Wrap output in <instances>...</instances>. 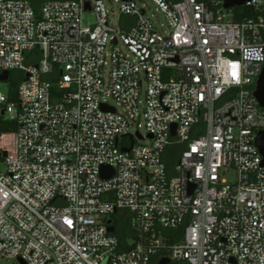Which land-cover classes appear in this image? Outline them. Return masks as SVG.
<instances>
[{
	"label": "built area",
	"instance_id": "1",
	"mask_svg": "<svg viewBox=\"0 0 264 264\" xmlns=\"http://www.w3.org/2000/svg\"><path fill=\"white\" fill-rule=\"evenodd\" d=\"M116 4L0 0V263L264 264V0Z\"/></svg>",
	"mask_w": 264,
	"mask_h": 264
},
{
	"label": "rangeland",
	"instance_id": "2",
	"mask_svg": "<svg viewBox=\"0 0 264 264\" xmlns=\"http://www.w3.org/2000/svg\"><path fill=\"white\" fill-rule=\"evenodd\" d=\"M108 8L110 9V11H114L115 15H114V19H118L119 18V14H118V11H117V4H116V0H105ZM149 13L150 14H153L155 13V6L154 5H151V8H149ZM157 13V12H156ZM157 15H159L161 17V14L157 13ZM94 22V18L93 16L91 15L90 12H86L84 14V24L85 25H90ZM22 78V72L20 70H13L11 72V77H10V81H12L13 79L15 80H20ZM2 87L6 90L7 87L5 84L2 85ZM9 121L5 120V121H1L0 120V128H7V126L9 125ZM171 152L174 153L173 154H170ZM179 152H177L175 150V146H169L167 148V159L170 161L171 164H173L175 162V159L177 157ZM5 169V165L3 163V160H0V170H4ZM113 218H114V223L115 225L118 226L124 230V231H129L130 230V220H131V214H129L128 212L124 213V214H119V216H115L113 215ZM0 264H18L15 260L13 261H4L3 263H0ZM170 264H180V263H177L175 261H172Z\"/></svg>",
	"mask_w": 264,
	"mask_h": 264
},
{
	"label": "water",
	"instance_id": "3",
	"mask_svg": "<svg viewBox=\"0 0 264 264\" xmlns=\"http://www.w3.org/2000/svg\"><path fill=\"white\" fill-rule=\"evenodd\" d=\"M248 1L250 0H224V7L229 9V8H235V7H241L245 5ZM9 78V72L5 71L3 74H0V80H7ZM254 95L261 107L264 108V68L259 75V78L256 82V88L254 91ZM174 134V130H173ZM257 145L261 151L262 154H264V131H260L257 137ZM108 167H104L102 169V174L105 175ZM111 174L113 175V170L111 169L110 171ZM111 232L114 231V227H110L109 229ZM171 260L167 257H162L159 259L158 264H170Z\"/></svg>",
	"mask_w": 264,
	"mask_h": 264
},
{
	"label": "trees",
	"instance_id": "4",
	"mask_svg": "<svg viewBox=\"0 0 264 264\" xmlns=\"http://www.w3.org/2000/svg\"><path fill=\"white\" fill-rule=\"evenodd\" d=\"M235 11L237 12V19L238 20H241L244 18V16H252L254 14L253 10L249 9L248 7H244V8H240V9H235ZM12 84L14 86H17L18 82L16 80H12ZM1 121H3V119H0ZM17 129V124L16 123H9V125L7 126V128L3 129L4 131H12V130H16ZM167 162L169 164L170 161L167 159ZM130 231V230H129ZM169 232V236L170 238L168 239V242L169 243H175L177 242L179 239H181V236L183 234V228H179L177 230H169L167 231ZM129 232L126 230H122V229H118V235L120 236V238L122 240H125V237L126 235L128 234ZM178 263V262H177ZM152 264H158V259H156ZM180 264H184V263H180Z\"/></svg>",
	"mask_w": 264,
	"mask_h": 264
},
{
	"label": "crops",
	"instance_id": "5",
	"mask_svg": "<svg viewBox=\"0 0 264 264\" xmlns=\"http://www.w3.org/2000/svg\"><path fill=\"white\" fill-rule=\"evenodd\" d=\"M118 229L120 230L121 228H120V227H118ZM128 232L130 233V231H128ZM129 233H128V234H129Z\"/></svg>",
	"mask_w": 264,
	"mask_h": 264
}]
</instances>
